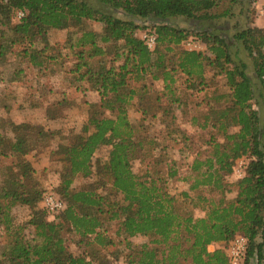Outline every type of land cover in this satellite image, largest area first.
Wrapping results in <instances>:
<instances>
[{"label": "trees", "instance_id": "1", "mask_svg": "<svg viewBox=\"0 0 264 264\" xmlns=\"http://www.w3.org/2000/svg\"><path fill=\"white\" fill-rule=\"evenodd\" d=\"M218 3L0 0V16L11 14L17 22L7 33L0 30L2 85L62 74L72 91L89 90L99 97L85 103L87 118L79 134L74 128L49 130L0 116V159L10 162L0 172V235L7 238L0 264H98L96 247L114 246L105 234V225L113 222L114 238L127 251L126 264H229L227 247L237 235L247 242L241 264H264V29L234 27L229 35L217 24L229 11L218 12ZM18 12L23 18H16ZM176 18L201 27L178 29L171 25ZM89 23L100 25V32ZM61 31L62 42L49 39L50 32ZM139 33L154 35L153 49H147ZM186 41L200 42L206 53L180 49ZM216 77L223 79L226 92L213 86ZM155 82L161 83L160 90ZM1 88L5 114L11 107H39L31 96L14 97ZM197 95L202 114L188 118L183 107ZM63 101L48 110L50 118L64 115L70 104ZM130 108L139 118L137 126L129 121ZM146 120L152 127L149 136ZM184 124L206 139L190 154L187 176L180 180L179 162L168 155L189 146ZM105 147L106 160L94 163V155ZM46 150L60 171L58 186L43 192L27 157ZM142 156L151 157L152 168L164 165L163 173L134 174L132 163ZM239 160L242 175L228 182ZM76 178L93 181L76 190ZM174 184L186 191L177 194ZM45 193L64 204L51 221L41 203ZM16 205L30 209V237L13 222ZM187 207L202 216L195 218ZM66 235L86 249L70 253ZM138 236L151 240L134 246L130 239Z\"/></svg>", "mask_w": 264, "mask_h": 264}, {"label": "rangeland", "instance_id": "2", "mask_svg": "<svg viewBox=\"0 0 264 264\" xmlns=\"http://www.w3.org/2000/svg\"><path fill=\"white\" fill-rule=\"evenodd\" d=\"M263 7H264V0H219L217 11L220 12L222 10L223 11L227 10L229 11L230 16H228L227 19H222L221 21L217 22V24L225 26V28L228 30L229 35L233 33L234 27L243 28L246 26L253 25L258 28L264 29V16L259 14V9ZM16 23L17 22L15 18H13V15L11 14H5L4 16H0V30L4 31L5 33L9 31L8 27H11L15 25ZM139 24L140 26L146 29L151 27V24L149 23H139ZM88 25L90 29H92L93 31L97 33H99L101 30V26L98 24L89 23ZM171 25L178 29H183L186 31H196L197 29L201 27L197 23L186 21L181 18H176L172 20ZM137 35L141 36V33ZM64 37H65V32H62V31L49 33V39L54 43L62 42ZM183 43L184 42L180 44L179 48L182 50H187L185 49L186 46ZM191 44L196 46L195 50H191V51H199V52L203 51L204 53H206V51L204 50V46H202L200 42L191 41ZM242 57L247 63H249V59L244 54L242 55ZM210 74H208L207 76H210ZM34 82H35V79H33L32 76H30L27 83H32V85L30 87L25 85L26 88H20V91L26 90V92H28L27 89L29 88V90L34 89V93L36 95L38 94L47 95V99H45L44 95L42 96L43 99L45 100L46 105H49L51 102H54L55 100H57V98L59 97V95L57 94L59 89H58V81L56 79L53 78V79L46 80L45 82L42 81L44 84L39 85V86L34 85L35 84ZM36 84H40V80H38ZM212 84L214 87H216L217 91L221 93L226 92V89L224 87V81L221 77H216L213 80ZM200 96L201 95L199 96L197 95V97H194L193 99H191V101H189L188 103L189 105H185V107H183V108H187L189 112L187 114L188 118H191L192 116H196L197 118H200V114H202V108H203L202 100L199 99ZM98 99L99 97L96 93L91 94V95L90 94L89 95L79 94V96H77V99L74 103L75 107L72 108V113L74 114V116H72L71 119L73 120H70L69 123L66 122L63 129L67 128L70 130L71 128H74L73 130H75L74 131L75 134H79L80 132L79 130L87 118V111H86L87 105H85V103L86 104L90 102L92 103L94 101H97ZM196 104L198 105V107H196ZM254 109L256 108L254 107ZM34 116L35 115H33V113L30 112L29 115H24V116L21 115L17 117L16 121L23 122L25 120V121H30L32 123H37V124L42 125L43 122L42 120H40V117L38 116L34 117ZM178 117H179V120L182 119L180 118L179 115ZM128 118H129V121L134 126L138 125L139 118L136 115H134V108H130L128 110ZM54 124L55 126H57L56 123ZM72 124H75V125H72ZM43 126L47 127L50 125L43 124ZM144 127L146 129L145 133L149 136V134L152 132L151 123H149L146 120L144 123ZM182 128L190 137V142H189L190 144L188 143L189 146L186 148V150H180V151L178 150V152L171 151L168 155L169 160L175 159L176 161L179 162V165L176 167L177 168L176 170L178 172L177 177L180 180L187 176L186 167L188 163L190 162V157H189L190 154L197 152V150L195 149L196 145L200 144L202 146V140L204 141L206 139L205 137L202 136V134L197 133V132L194 133L193 128H191L187 124H184ZM108 150L109 149L107 147L100 149L93 157L94 163L104 162L106 160ZM199 152H202V151H199ZM31 155H28L29 157H27V160L31 163V165L33 164L32 167L34 168L35 176L40 184L41 190L45 192L47 190L56 188L59 184L58 178H59V171H60V164L56 162V157L55 156L53 157L51 154H48V151L43 153L41 156L37 157V159H36V156L30 157ZM150 159H151L150 156H147V157L142 156V158L140 159L141 162L139 159L134 161L132 163V172L138 176L148 173L151 177L154 176L156 172L163 173L165 169L164 165L161 164L162 167L152 168L150 164L151 163ZM166 160L169 161L168 159ZM42 161H43V164H45L46 166L44 167L41 166L39 162H42ZM9 164H10L9 161L7 163L6 160L0 159V172L3 170V168L6 167V165H9ZM243 164L244 162H242V165ZM236 177L237 175L230 176L229 178H227V180L228 182H233L236 179ZM92 181H93V178H87V179L86 178H76L73 181L72 187L77 190L82 187L88 186ZM173 187L175 188V190H177V194H180L186 191V186L182 184H174ZM167 190H168V186H167ZM193 196L194 195L190 197L192 198ZM178 199L181 200V198H178ZM37 209L42 211L40 202L37 204ZM186 210L187 211L190 210L195 218L202 216V213L197 210H191L188 207L186 208ZM11 215L13 218V222L16 225L22 226L23 228H25L24 229L25 236L30 237L31 231L26 226V222L29 220V217H30V209H28L25 206L16 205L15 207L12 208ZM47 220L51 221L52 218L47 216ZM105 226H106L105 234L113 238L114 246L107 247L101 250H99V248L96 247L97 251L95 252V257L97 256L98 258V264H126L127 251L124 249L123 243L120 242L121 239L114 238L115 237L114 234L117 229V222L109 223V224H106ZM65 237H66V246L69 252L72 253L73 255H77L79 252H82L84 249H86L82 244L80 247L76 246L75 243L78 241V238H73L68 235H66ZM150 240L151 238H144V237H139V236L130 239V241L132 242L134 246L148 244ZM6 244H7V238L2 237V235H0V262L2 261L1 252L6 246ZM212 249H213L212 247H209L208 250L212 251Z\"/></svg>", "mask_w": 264, "mask_h": 264}, {"label": "crops", "instance_id": "3", "mask_svg": "<svg viewBox=\"0 0 264 264\" xmlns=\"http://www.w3.org/2000/svg\"><path fill=\"white\" fill-rule=\"evenodd\" d=\"M61 75L62 74H58V75L50 76L48 78L35 79V82H34L35 84L33 83L34 85H36V86L38 85L39 86V85H43L44 84L43 82H45L46 80H49V79H53L54 78V79H56L58 81V89L59 90H58L57 94L59 95V97L54 102H51L49 105H46L45 100L42 97L44 94L43 95H40V94L36 95L34 93V89L29 90L28 87H30L32 85V83H25L24 85L22 83H19V84H17V83H7V85L6 84L2 85V83H0V88L1 87H5L7 90L8 89L11 90L14 93L13 94L14 97L18 96V97H21L22 99L26 98V100H27L31 96V98L39 104L38 108H33V109L29 108V107H27L25 105H23V107H21V108L11 107V110L10 109L8 110V114H5L3 109L0 108V116L3 115L5 117H10L11 120L14 123L18 124L20 122L16 121L17 117H19L21 115L22 116L29 115L30 112H31V113H33V115H35L34 117H37V116L40 117V120H42L44 125L45 124H49L50 125V126L45 127V129L56 130V129L63 128L66 122L69 123L70 120H73V119H71V117L74 116V114L72 113V108L75 107L74 103H75V101L77 99V96H79V93L78 92L76 93V92L72 91L71 89H69L68 87H66L65 84H64V80H63ZM38 80H40V84H36ZM25 85L28 86L27 87L28 88L27 89L28 92H26V90H24V91L21 90L20 91V88H26ZM154 87H155L156 90H160L161 89V83L160 82H155L154 83ZM94 93L95 92L87 90L86 92H84V95H89V94L91 95V94H94ZM44 96H45V99H47V95H44ZM62 99L64 100L63 101L64 104L67 103V102L70 104L69 107L66 106L67 108L63 110V113L66 116L63 115L61 118H56V119L50 118L51 116L47 113L48 110L54 108L53 105L55 103L61 101ZM97 101H94V102H97ZM23 122H26V121L24 120ZM54 123H56L57 126H55ZM43 124H42V126H43ZM42 154H40L39 156H41ZM30 157H35V155L32 154ZM36 159H37V157H36ZM39 163L41 164L42 167L46 166L45 164H43V161L39 162Z\"/></svg>", "mask_w": 264, "mask_h": 264}, {"label": "built area", "instance_id": "4", "mask_svg": "<svg viewBox=\"0 0 264 264\" xmlns=\"http://www.w3.org/2000/svg\"><path fill=\"white\" fill-rule=\"evenodd\" d=\"M259 14L264 16V7L259 9ZM24 14L23 12H18L16 14L17 19L23 18ZM141 39L144 41L145 46L147 49L151 50L154 47L155 44V37L152 34L143 33L141 34ZM188 51L195 50V45L191 44V41H186L183 43ZM242 160H239L237 162V165L234 169L235 175L237 177H241L242 175ZM42 206L45 210V212L48 214L50 218L58 212H60L64 208V204L61 200H59L56 196H54L52 193H45L42 196L41 200ZM246 239L243 236L237 235L235 236L228 244L227 247V256H228V262L229 264H241L246 253Z\"/></svg>", "mask_w": 264, "mask_h": 264}]
</instances>
